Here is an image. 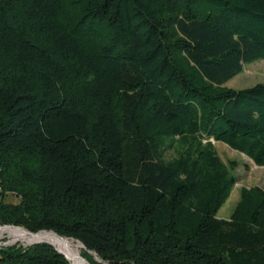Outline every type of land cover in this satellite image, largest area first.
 <instances>
[{
	"label": "trees",
	"instance_id": "trees-1",
	"mask_svg": "<svg viewBox=\"0 0 264 264\" xmlns=\"http://www.w3.org/2000/svg\"><path fill=\"white\" fill-rule=\"evenodd\" d=\"M256 61L264 0H0V225L91 264H264V189L218 219L213 143L264 167V84L226 87ZM54 247L0 264H71Z\"/></svg>",
	"mask_w": 264,
	"mask_h": 264
},
{
	"label": "rangeland",
	"instance_id": "rangeland-1",
	"mask_svg": "<svg viewBox=\"0 0 264 264\" xmlns=\"http://www.w3.org/2000/svg\"><path fill=\"white\" fill-rule=\"evenodd\" d=\"M259 84H264V61H256L252 64L246 65L243 73L235 77L233 80L229 81L226 84V87L235 90H244V89L253 88ZM213 143L216 146L218 155L228 167H230L231 164H235V168L234 170H232V174L235 177H237L238 184L233 190L229 200L226 202V204L222 207V209L219 211L217 215L218 219L230 220L238 205V202L240 201V194L242 189L244 188L249 189L255 186L264 189V167H257L254 164V162L251 161L247 156L231 149L229 146L223 143H216L215 141ZM177 154H178L177 150L174 149L166 154V159L171 160L175 158ZM6 201L8 203H17L18 199L10 195L7 197ZM0 230H8V229H0ZM52 245L55 246L54 244ZM12 246L28 248V247L36 246V244L34 243L24 244L20 241L13 243L12 239L8 236V234L0 235L1 248L12 247ZM90 255L93 257V259L97 264H106L98 256H96L97 254L94 255V253L92 254L90 252Z\"/></svg>",
	"mask_w": 264,
	"mask_h": 264
},
{
	"label": "bare ground",
	"instance_id": "bare-ground-1",
	"mask_svg": "<svg viewBox=\"0 0 264 264\" xmlns=\"http://www.w3.org/2000/svg\"><path fill=\"white\" fill-rule=\"evenodd\" d=\"M0 229H8V230H0V235L8 234V236L12 239L13 243L18 241L28 244L35 242H49L55 245L57 249L61 252L65 253V255L69 258V260L74 264H86L82 258L81 253L83 248V244L75 241V240H63L59 241L55 239L53 236L47 235L45 233H41L38 237H31L28 234L14 229V228H0Z\"/></svg>",
	"mask_w": 264,
	"mask_h": 264
},
{
	"label": "water",
	"instance_id": "water-1",
	"mask_svg": "<svg viewBox=\"0 0 264 264\" xmlns=\"http://www.w3.org/2000/svg\"><path fill=\"white\" fill-rule=\"evenodd\" d=\"M0 228H14V229L20 230V231H22V232L28 234V235L31 236V237H38L41 233H45V234H47V235L53 236L55 239H57V240H59V241H63V240H74V239H72V238L61 237V236H59L58 234H56L55 232H52V231H41V232H39V233H33V232H30V231L26 230V229L23 228V227H16V226H11V225L0 226ZM40 243H49V242H40V241H38V242H35L34 244L37 245V244H40ZM49 244H51V243H49ZM51 245H52V244H51ZM52 246H53V245H52ZM53 247H54V246H53ZM83 248L85 249L84 245H83ZM54 249H55L59 254L63 255V256H64V257H65V258H66L71 264H74V263H72V262L69 260V258L65 255V253L58 251L55 247H54ZM92 254H93V253H92ZM94 255H96V254H94ZM96 256H97V255H96ZM82 260H83L86 264H90V263L87 262L85 259L82 258Z\"/></svg>",
	"mask_w": 264,
	"mask_h": 264
}]
</instances>
